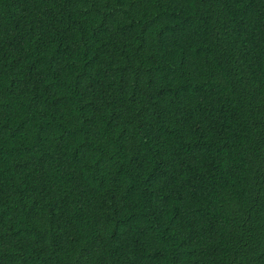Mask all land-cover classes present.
<instances>
[{
  "label": "trees",
  "instance_id": "16d2710c",
  "mask_svg": "<svg viewBox=\"0 0 264 264\" xmlns=\"http://www.w3.org/2000/svg\"><path fill=\"white\" fill-rule=\"evenodd\" d=\"M0 264H264V0H0Z\"/></svg>",
  "mask_w": 264,
  "mask_h": 264
}]
</instances>
